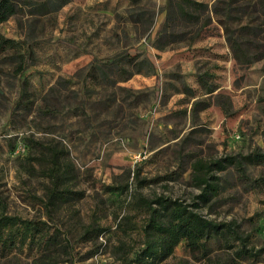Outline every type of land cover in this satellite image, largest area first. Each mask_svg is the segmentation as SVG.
<instances>
[{
  "label": "rangeland",
  "instance_id": "1",
  "mask_svg": "<svg viewBox=\"0 0 264 264\" xmlns=\"http://www.w3.org/2000/svg\"><path fill=\"white\" fill-rule=\"evenodd\" d=\"M197 1L207 3L210 10L216 2L217 7L223 5L222 0ZM165 5L166 0H70L54 14L37 18L24 13L0 23V33L18 41L27 39L24 45L30 43L33 49L35 59L22 75L30 80L36 103L51 92L47 100L57 108L55 118L12 117L20 75L14 73V63L0 54V189L8 212L46 219L60 228L71 245L73 264H117L112 233L96 254L87 256L92 245L81 238V232L92 218L114 227L116 203L129 199L135 187L145 195L158 193L192 202L199 192L191 181L195 159L264 151V13L259 5H243L240 18L231 21L243 42L239 51L232 49L210 10L208 25L193 42L157 48L154 41ZM132 11L143 13L142 19L131 20ZM246 23L257 29L250 32L240 25ZM27 30L32 39L26 38ZM122 52L147 58L154 71L145 62L127 79L121 73L112 75L116 86L130 92L97 85L87 94L83 85L92 83L86 67ZM204 71L213 74L210 80L219 85L222 94L217 101V90L203 92L196 82L197 74ZM182 82L194 92L186 95ZM53 86L58 90L49 91ZM219 103L228 106V114ZM76 109L77 113H70ZM28 138L57 140L68 151L75 170L72 188L83 194L54 212L51 220L44 206L45 181L22 171L18 163V156L30 151ZM136 169L137 178L160 179L140 185L133 174ZM245 170L256 178L264 174V165L248 164ZM217 175L224 185L221 195L198 210L217 220L235 218L245 230L249 226L244 219L258 214L255 240L264 245V186L247 188L232 167ZM124 182L129 189L120 197L103 189L105 184ZM64 263L70 261L61 255L60 264ZM0 264L33 263L30 256L17 253ZM162 264L203 261L193 260L182 241ZM239 264H264V254L261 260Z\"/></svg>",
  "mask_w": 264,
  "mask_h": 264
},
{
  "label": "trees",
  "instance_id": "2",
  "mask_svg": "<svg viewBox=\"0 0 264 264\" xmlns=\"http://www.w3.org/2000/svg\"><path fill=\"white\" fill-rule=\"evenodd\" d=\"M69 1L0 0V23L24 13L37 18L54 14ZM250 2L258 4L264 13V0H222L223 5L217 7L216 2L211 10L207 3L197 0H166L164 20L159 26L154 45L162 49L175 42L186 44L193 42L208 25L210 10L222 25L232 49L242 50L243 42L240 35L235 34L231 21L239 19V9ZM129 16L131 20L137 22L142 19L143 13L132 11L129 12ZM29 25L30 22L27 29ZM240 25L248 26L250 32L257 29V25L247 23ZM26 38L32 39L28 30ZM26 41H18L0 33V54L14 63V73L20 75L19 92L11 115L23 119L30 115H34V118H55L57 108L55 105L50 106L47 100L51 92H46L41 97V102L36 103L38 97L30 89V80L26 75H22L35 59L30 43L24 45ZM241 55L248 56L244 51ZM139 57L140 54L122 52L91 63L85 72L86 78L92 83L83 85L86 93H93L97 85L112 87V92L115 90L130 92L126 88L116 86L117 80L112 75L121 73L127 79L132 74L140 72L145 62L150 64L147 58ZM149 69L154 71L152 64L149 65ZM212 76L213 74H209L208 71L197 74L196 82L200 90L211 93L219 88L216 82L210 80ZM55 90L58 88L54 86L49 89L52 92ZM182 90L186 95L194 92L183 82ZM221 94L219 90L216 91V101ZM227 103L230 105V100H227ZM222 110L224 114H228V106L225 104L222 105ZM70 113H77V109L71 110ZM27 144L30 151L18 156V163L22 171L39 175L45 181L44 206L49 213L48 219L51 220L54 212L78 200L83 194L72 188L75 170L68 151L57 140L28 138ZM248 164L264 165V151L254 150L246 154H230L209 160L195 159L191 164V181L199 192L194 195L192 202L158 193L145 195L135 187V191L129 194V199L124 198L116 203L118 210L112 213L114 227L102 226L98 219L92 218L90 224L82 230L81 238L92 245L87 256L96 254L105 245V237L109 239L108 235L112 233L116 241L113 253L117 264H162L173 256L175 247L182 241L192 259L203 261V264H239L243 261L261 260L264 245L255 240L258 214L244 219L249 226V229L245 230L241 227V222L235 218L228 221L217 220L198 210L221 195L224 185L217 172L230 167L236 170L247 188H263L264 174L251 178L245 170ZM133 174L140 185L160 179L157 177L146 181L137 178V169ZM169 177L171 176H166ZM103 189L106 193L120 197L128 191L129 183L105 184ZM17 253L30 256L33 264H60L61 255L73 264L71 245L61 234L60 228L46 219L27 218L8 212L6 198L0 189V260L14 258Z\"/></svg>",
  "mask_w": 264,
  "mask_h": 264
}]
</instances>
